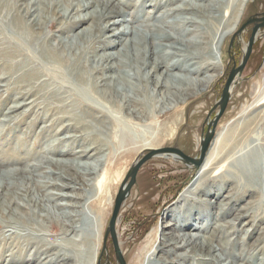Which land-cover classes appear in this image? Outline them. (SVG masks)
Returning a JSON list of instances; mask_svg holds the SVG:
<instances>
[{
	"label": "bare ground",
	"instance_id": "1",
	"mask_svg": "<svg viewBox=\"0 0 264 264\" xmlns=\"http://www.w3.org/2000/svg\"><path fill=\"white\" fill-rule=\"evenodd\" d=\"M195 1L201 4L185 2L182 6L168 10L165 16L172 17L175 13L177 15L191 11L200 16V21L183 18L179 23L164 22L165 29H156V26L145 22L142 31L135 27L127 31L116 27L122 12L111 0H34L32 3L30 0H0V69L9 65L11 69H16L20 75L15 78V85L20 84L19 92L23 90L17 98L21 102L6 106L5 117L13 116L12 119H16L23 112L22 119H29V138L32 135L36 139L45 135L52 138L59 136V132L53 131L59 118L47 120L40 125V121L46 120L50 114V108L45 105L41 109L38 105H33L34 100L26 103L25 99L43 92L46 86L44 80L40 81L43 74L52 75L62 71L58 66L64 65L66 74L74 77L79 85L80 90L70 93L77 97L75 104L89 110L93 121L97 120L103 127H111L101 135L84 132L78 137L66 135L48 142L43 154L59 156L56 160L42 157L36 164L25 168L0 171V242H5V247L14 249V243L26 241L31 245L37 244L34 242L35 238L30 236L32 234L20 236L19 231H27L18 230L15 226L21 221L36 222L39 219L40 222L49 223L48 229L58 228L53 241L46 244L50 246L44 248V244L42 247L37 244L30 257H24L18 250L11 252L9 259H5L6 264H92L98 259L100 252L96 248L95 231H98L110 206L105 202L102 205V200L106 198L105 190L108 187L114 189V181L121 177L134 155L137 156L133 159L135 164L144 152L165 149L163 147L169 144L174 129L158 121L161 115H178L187 103L195 101L217 81L222 69V44L237 29L249 0H228L227 4L219 6L208 3L207 0ZM220 10L223 11L224 20L211 17L214 11ZM58 20L63 21L56 30L58 36L51 35L50 32L44 34V29L52 31ZM100 22L105 25L101 26L98 24ZM114 27L115 31L106 36L105 33ZM150 31L161 32V35L153 39V33L148 34ZM168 31L181 33V36L172 35ZM134 36L138 37L136 42L133 41ZM148 37L149 43L146 41ZM112 38L119 40L115 53H104ZM51 42L55 44L52 45ZM34 46L38 49L37 53L31 50ZM38 59L46 61V66ZM170 59H173V64L165 65ZM89 62L94 66L88 67V70ZM237 78L238 76L234 83ZM4 79L0 78V89H10V82H5ZM232 88L233 86L229 95ZM263 106L264 91L253 110ZM36 108L41 113L36 112L31 116ZM63 118L68 121L61 127L67 131L87 129V124L78 118ZM98 118L101 119L100 122ZM10 121L11 119L7 123ZM257 124L254 120L247 122L240 131L237 130L234 138L230 131L215 139L200 167L184 163L194 172L195 181L161 215L167 221L163 224L154 251L157 237L150 234L142 241L143 247L137 250L130 264H144L145 261L146 264H152L153 261L159 264H186L190 261L195 264H264V228H258L264 222V154H259L258 149L246 150L245 145V132ZM28 137L17 139L16 145H23ZM237 137L240 138L237 140ZM66 138H78L77 141L87 146L73 150L72 146L76 141L64 144ZM21 151L24 155H20V150L9 152L13 156L9 162L16 167L30 157L28 147ZM157 157L181 160L175 154H161ZM104 164L103 172L94 178L98 168ZM124 186L122 184L119 189ZM50 187L65 193H42ZM221 187L222 190H219ZM86 189L95 190L96 196L86 198L82 192L75 191ZM10 191L13 196L7 194ZM208 195L215 198L213 203L217 207L216 215H220L219 220L235 213L233 223L225 222L221 225L218 220L212 223L210 219L207 225L215 226L206 233L203 229L205 227L199 224L204 211L212 202L204 199ZM84 199L88 202L81 204L80 201ZM55 200L65 201L68 205H55L52 209L57 212H52L49 204ZM240 202L245 203L243 207L233 209ZM228 205L231 207L227 208ZM35 209L38 212H34ZM88 209L96 216V223L81 233L78 229H82L91 220L85 211ZM18 210L24 214L18 213ZM40 211L45 215H40ZM243 219H246L244 225L250 224L253 227L248 238L254 233V236L257 235L254 243L249 246L260 253L257 263L250 254L232 256L228 252L230 239L224 243L220 240L221 237L226 239L236 232L234 222L240 224ZM24 225L33 233H41L46 229L36 223ZM223 230L225 233H221ZM6 232H10V235H6ZM218 232L223 235H217ZM122 237L123 234H120L119 241H122ZM41 238L44 241L45 237ZM7 239L9 244L6 243ZM161 255L167 258L164 259Z\"/></svg>",
	"mask_w": 264,
	"mask_h": 264
},
{
	"label": "rangeland",
	"instance_id": "2",
	"mask_svg": "<svg viewBox=\"0 0 264 264\" xmlns=\"http://www.w3.org/2000/svg\"><path fill=\"white\" fill-rule=\"evenodd\" d=\"M87 1L91 2L93 0H84V2H87ZM111 1L117 7H119L120 12H122L119 17V23L116 25V27H121V30L125 29L129 31L131 28L135 27V29L142 31L144 29L143 23L145 22L147 24H152L156 26V29H157V28H164V22H168L169 24H172L175 22L179 23L183 21V18L184 19L190 18L196 21H200L199 19L200 16L198 17V15L194 14L191 11H185L183 13L181 12L180 14H177V15L175 13L173 14L174 16L172 17L165 16V14L168 13V10H173L174 8L182 6L185 2L190 3V4H192L193 2H194L193 4H201L199 1H195V0H174L170 2H168L167 0H111ZM207 1L208 3L211 2L212 4H217L216 6H219L221 4H227L229 2L228 0H207ZM32 2H34V0H30V3ZM214 13H213V16H211L212 18L215 17L219 19L220 17L221 21L224 20L222 18L223 17L222 10L214 11ZM263 15H264V0H249L244 9V16L241 19L240 24L238 25L237 29L231 35H229L225 39L224 43L222 44V49H221V54L223 57L222 62H221L222 69L220 72L221 73L220 77L217 79V81L214 82L207 90H205V92L203 91L202 95L199 98H197L195 101L187 103L184 106V109H182V111L178 115H175L172 117L161 115L162 117L159 118L158 121H160L161 123H164L170 129H174L172 130L173 132L171 133L172 139L169 141V144L167 146H164L163 148H176L180 152H182L185 156L191 159H196L197 157H199L201 140L208 132V127H209L208 125L213 121L215 115L217 114L219 110V107L215 108V106H216V103L220 99L221 92L224 87L225 81L230 71L233 68H238V66L241 64L248 39L250 38V35H251V29L254 26V24L248 25L242 31L239 37L233 38V35L234 33L238 31L241 25H243L246 21H248L249 19H253V18L263 17ZM51 18H54V17L52 16ZM56 23L57 24L55 25V28L52 31L45 28L44 34H49L50 32L51 35L58 36V33L56 32V30L59 29L61 24H63V21L58 20L56 21ZM98 24H100L101 26L105 25V23L103 22H100ZM116 27L111 28L110 31L105 33V35L109 36L110 33L115 31ZM152 28H155V27H152ZM168 32L175 36L177 35L181 36L179 35L181 33L175 34L173 31H168ZM148 34H151V36H153V39H154L157 36H159V34L161 35V32L150 31V33ZM132 38H133V41L135 42L138 40L137 36H134ZM112 39L113 40L111 41L110 46L108 47V49L104 51V53H115L116 51L115 48L117 47L119 40L115 38H112ZM189 39L196 40L195 38H189ZM146 41L147 43L150 42L149 37L147 38ZM53 43L54 42H51L52 45ZM31 50L34 51L35 53H37L38 51L36 46L31 47ZM190 50L193 51L194 48H190ZM167 51L171 52V50H167ZM124 52L125 50H123L122 53ZM41 60L38 59V61H40L43 65L47 63L43 59ZM172 60L173 59L168 60L165 63V65H170ZM172 64L173 63H171V65ZM87 65H88L87 68L94 66L91 64V62H89ZM6 67L7 68L5 69L4 68L0 69V78L3 77L5 78L4 79L5 82L7 81L10 82L9 83L10 89L9 87L6 89L7 91L4 88L0 89V127H1L0 128V142H1L0 143V171L12 170L15 168H18V169L25 168V166H30V164L31 165L36 164L37 161H39L42 157H47L48 159L56 160L59 156L52 155V154L51 155L43 154L44 152H46L47 145L56 138H63L66 135L78 137L84 134V132H87L86 134H90L91 132H94L95 134L101 135L102 132L104 133L105 131H109V129H111L109 125H106L103 127L99 123H97V120L96 122L93 121L89 116L91 115L89 113L90 112L89 110H87L86 108H81L80 107L81 105L75 104V101H76L75 98L77 97L73 96V94H70V93H72V91L77 92V90H80L78 87L79 85L74 77L70 75L68 76V74H66V71H64L66 70L65 66L61 65V66H58V68H61V70L63 69L62 71L54 72V74L52 75H47V74H46L47 76L45 74L42 75L43 79H41L40 81L44 80L46 84L45 89L43 90L42 93L37 94L33 97H30V96L26 97L25 99L26 103L34 100L35 103L33 105H38L41 109L45 105L50 108L51 110L50 114L47 116L46 120L42 119V121H40V125H42L41 124L42 122H47V120L50 121L53 118L54 119L59 118L60 121H58L54 125L53 131L56 130L57 132L60 133V135L57 137H53V138L51 136L45 135L38 139H36L32 135L31 138H29L28 137L29 131L27 130V122H28L27 120L29 119H25V121L22 119L21 116L23 115V112H20L21 115L18 114L17 117H15L16 119L14 118L12 119L13 116L12 117L10 116V118L5 117L6 115L5 113L7 112L6 106L15 105L14 103L21 102V99H17V98L19 97V93L23 91V90H20L19 92L18 88L20 87V84L15 85V81H16L15 78H17V76H19L20 73L19 72L17 73L16 69H13V68L11 69L10 65ZM89 69L90 68H88V70ZM6 72H8V74L11 76H9L8 74H5ZM60 72H63V73H60ZM66 82L68 84H66ZM233 84L234 85H232L233 88L229 95V99L226 104L225 110L214 127L213 136L208 145L207 152L210 149L213 141L217 139L219 136L222 137L224 134H229V132L231 131L230 135L232 136L233 134V138H234L237 136L238 131H240L239 129H241L243 125H245L247 122L254 120V122L258 124L252 125L248 129V131L245 132V140H246L245 145L247 146L246 150L258 149L257 150L258 153L262 155L264 154V147H263V144H264V140H263V137H264V106L258 109H254V110H253V107L259 100L262 92L264 91V28H260L258 30L256 37H255V41L252 45L249 58L246 61V64L243 70L239 74V77ZM5 85L7 84L5 83ZM71 86L73 87V89ZM11 87H13V89H11ZM33 111L34 113L31 116H33L36 112L37 114L41 113L40 112L41 110L37 111V108L34 109ZM91 113H94V112H91ZM69 116L82 120L85 124H87V129L84 130L82 128H79L76 130L72 129V130L67 131L64 128H62L61 125L66 124L68 121L67 118H63V117H69ZM9 119H11V121L7 123ZM179 119L181 121H179ZM100 120L101 119L98 118V122H100ZM35 129L37 130V128ZM23 137L24 138L28 137L27 138L28 140L25 143H22L23 145H16L17 139H21ZM239 138L240 137H237V140ZM77 140L79 139L75 138V140H73L72 138H66V142L64 144H68L69 142L76 141V143H74V145L72 146L73 150L87 146V145H82L80 143L81 141H77ZM24 147H28L30 149L31 151L30 157L26 159V162L25 160H23L22 163L18 164L16 167L15 164H11L13 156H11L9 152L10 153L11 151L19 152L20 150L19 153L21 155L23 154L21 150H23ZM58 149H61V146L60 147L58 146ZM146 153L147 152H144L145 155ZM142 155L139 156L137 159H140L141 157H143ZM136 157H137L136 155L132 157V159L130 160V163L123 171V174L121 175V177L117 178L114 181L116 183L114 189L113 188L110 189L108 187L107 190H105L104 192V196L106 198L102 200V205L105 202L106 204H110V206H109V209L107 210L104 221H101L98 231H95V234L97 236L96 245H98L96 246V248L99 249L100 254H99L98 259L97 260L95 259L92 264H119L116 259L112 239L109 235L107 236L106 239H104V233L108 226L109 220L111 218V214H112L113 207H114L115 196L119 190V187L122 185V181L124 180L127 172L134 165L135 160L133 161V159H135ZM9 160L11 161L9 162ZM5 161H8L10 164L7 165ZM104 168H105V164L99 167L98 168L99 171L96 173L94 178H97L103 172ZM63 171H66V170H62V172ZM195 178L196 177H195L194 172H191L181 160L174 161L169 158H163V157H157V156L146 161L138 169L136 176H135L134 183L132 187L128 190L120 206V209H119V212L116 217L115 224H114V235H115L116 245H117L118 251L120 252V255L122 257L124 264H130L131 258L137 253V250L143 247L142 241H144L150 234H155L157 237V242L153 246L154 247L153 251H154V249L158 245L159 235L161 233L163 224H165V222L167 221V220H163L161 215L163 214L165 210H167L171 206V204H173L178 199V197L182 193H184L190 187V185L195 181ZM128 182L129 180L127 181V183ZM57 183H60V182H57ZM219 190H222V187L219 188ZM75 191L79 193L82 192V194H85L86 198H91V199L94 198L97 193L95 190L93 191L89 189H86L84 191L83 190L82 191L75 190ZM11 192L12 191L7 192V194L9 196H13ZM42 193L61 194L65 192H60L59 189L50 187L48 189L43 190ZM205 197H208V198H204L206 200H212V202L210 203L211 204L210 207L206 209V211L203 210L204 217L202 218L199 224V226L203 225V227H205L203 229H205L204 231H206V233L215 226V225L214 226L207 225L210 222L216 223L215 221L218 220L219 224L221 225H223L225 222L233 223L232 218H233V213L235 212H232L230 215L219 220L220 215L219 217L218 215H216L218 213L217 207L214 205L215 203H213L215 201V198H212L209 195ZM85 202L87 203L88 201L85 199L84 201L83 200L80 201L81 204ZM193 202H196V201H193ZM65 204L68 205V203L65 201L55 200L49 204V208H51L52 212L56 213L57 211L55 209H52V207H54L55 205L61 206ZM244 204H245L244 202H240L236 204L233 209L238 208L237 210H239L240 207H243ZM21 205H22V202H21ZM230 207L231 205H228L227 208H230ZM85 211L88 217L91 218V220L89 223H86L82 227V229H78L81 233L83 232V230L89 229V227H91L93 224L95 225L96 223L95 221L96 216H94V214H91L89 209ZM4 212L7 213V211H4ZM17 212L18 213L22 212L24 214V212L21 210H18ZM34 212H38V210L35 209ZM39 214L45 215V213L41 211ZM25 218L27 219V217ZM210 219L211 221L209 222ZM243 222H246V219L245 220L243 219L242 223L240 224H238L237 222H234L236 226V232L231 233V235H229L228 238L226 239L224 237H221L220 238L221 243L227 242L230 239L229 243L231 246L229 245L230 248L228 252L231 253L232 256L234 255L236 257H239L241 253L250 254L253 256L254 260H256V263H257V258H258V261L260 259L259 251H255L249 248V246L254 243V240L257 238L256 237L257 235L254 236L255 234L254 233L252 237L248 238V235L252 232L253 227H251L250 224L244 225ZM25 223L27 224L36 223L38 225L45 226L46 229L41 233L40 232L33 233V231L29 230L27 226L24 225ZM15 226L18 228V230L27 229V231H19L18 233L20 234V236H26V234H32L30 236L35 238L36 241L34 242H37L38 245L37 244L36 245L38 247L39 246L42 247L43 244H44L43 246H45L44 248L50 246V245H46L47 242H52L53 236L58 234L57 227H55L52 230L48 229L47 226H49V223L47 221L40 222L39 219H37L36 222L34 221L31 222L29 220L23 221V222L21 221L17 223ZM258 228L260 229L264 228V222H261ZM6 230H9V228ZM79 231H78V234H79ZM257 232H260V230L259 231L257 230ZM6 233L5 234L8 236L10 235V232H6ZM219 233L220 232H218L217 235ZM221 233H225V231L223 230L221 231ZM221 233L220 235H223ZM245 233L247 234L245 235ZM120 234H123V237L121 239L122 241H119ZM42 236L45 237L44 241L41 238ZM71 237L72 235L67 236V239ZM73 239H76V237H73ZM6 243L9 244L10 241L7 239ZM15 244L16 246L13 249V248H7V246L5 247V242H0V264H6L5 259L7 260L9 259L10 256L8 255L11 252L15 253L19 251L20 253L25 255L24 257H30L32 256L33 250L36 247V245L34 244L32 245L29 244V241L21 242L19 243L20 245L18 243H14L13 245ZM121 244H124L123 248L121 247ZM256 247H257V243H256ZM1 250H3V252H1ZM54 252L56 251H52V253ZM161 256L164 259L167 258L165 255H161ZM11 264H17V263L13 262ZM144 264H146V261L144 262ZM152 264H159V262L153 261ZM186 264H195V262L190 261ZM209 264H214V263H209Z\"/></svg>",
	"mask_w": 264,
	"mask_h": 264
},
{
	"label": "water",
	"instance_id": "3",
	"mask_svg": "<svg viewBox=\"0 0 264 264\" xmlns=\"http://www.w3.org/2000/svg\"><path fill=\"white\" fill-rule=\"evenodd\" d=\"M250 24H254V26L251 29V35H250V38L248 39L243 59L241 61V64L238 66V68H233L230 71V73H229V75L225 81L224 87H223L222 92H221L220 99L216 103V106H215V108L219 107V110H218L217 114L215 115L213 121L208 125L209 126L208 132L206 133V135L201 140L200 152H199L198 159H191V158L185 156L182 152H180L176 148H165V149H160L157 151H149L148 153H146V155L145 154L142 155L143 157L138 159L137 162L127 172V174L123 180V183H122L125 186L123 189H119L116 196H115L114 207H113V211L111 214V218L109 220L108 226H107L105 233H104V239H106L108 235L112 239L116 259H117L119 264H124V262L122 260L120 252L118 251V248L116 245V240H115V235H114V224H115L116 217L118 215L120 206H121L128 190L132 187V185L134 183L135 176H136L138 169L149 159H151L155 156H158V155L160 156L161 154H175L181 159V161L183 163H192L195 166V168H198L200 166V164L202 163V161L205 157V154L207 152L208 145L212 139L214 127H215L217 121L219 120V118L221 117V115L223 114V112L225 110L226 104H227L228 99H229V91H230V88L232 87V84L234 83L235 77H237V76L239 77V74L243 70V68L246 64V61L249 58V55H250L251 49H252V45L255 41V37H256L258 30L260 28H264V15H263V17L253 18V19H249L248 21H246L243 25H241V27L238 29V31L236 33H234L233 38L239 37L240 34L242 33V31ZM232 40H231V42H232ZM128 180H129V182L127 183Z\"/></svg>",
	"mask_w": 264,
	"mask_h": 264
}]
</instances>
